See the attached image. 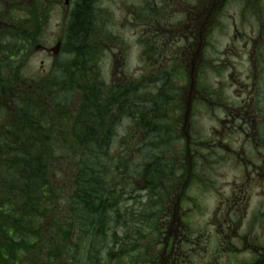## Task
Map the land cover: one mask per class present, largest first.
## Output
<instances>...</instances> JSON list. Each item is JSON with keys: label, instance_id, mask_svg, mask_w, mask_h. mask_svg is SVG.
Masks as SVG:
<instances>
[{"label": "trees", "instance_id": "16d2710c", "mask_svg": "<svg viewBox=\"0 0 264 264\" xmlns=\"http://www.w3.org/2000/svg\"><path fill=\"white\" fill-rule=\"evenodd\" d=\"M113 34L107 11L78 0L48 76L33 90L1 79L20 90L6 95L12 116L0 113V264H135L171 193V170L187 167L169 154L189 144L179 73L107 84L96 40Z\"/></svg>", "mask_w": 264, "mask_h": 264}, {"label": "flooded vegetation", "instance_id": "af4514ba", "mask_svg": "<svg viewBox=\"0 0 264 264\" xmlns=\"http://www.w3.org/2000/svg\"><path fill=\"white\" fill-rule=\"evenodd\" d=\"M180 1L165 0L167 8H144L142 31L136 26L133 31L142 32L141 40L146 38L141 43L142 56L146 57L141 64L140 75L125 78L147 77L170 71L179 73L183 96L178 100L184 111L183 135L187 142L197 143V137L189 129L197 117L192 106L206 108L207 96L212 92L206 82L207 63L211 62V56L202 45L208 44L211 13L217 6L216 12H221L231 0H212L210 3L209 0ZM237 1L243 14L248 13L257 20L259 30L253 38L254 43L250 45L254 69L251 84H242L243 93L239 95V101L233 104L228 103L223 93L218 94L217 99L220 109L222 105L226 107L219 121L222 131L230 130L237 134L235 146L225 144L224 154L220 155L236 163V175L232 181L224 183L223 193H219L217 203L208 215L207 225L194 229V208L201 207L198 198L189 192L194 182L203 180L201 171L207 173V169L201 167V164H206L200 163L198 156L191 163L189 154L181 157L182 162L186 160L187 167L176 169L177 172L171 170L173 181L164 187L171 193L161 199L162 208L154 215L156 229L148 232L150 235L145 239L147 248L135 264H264V0ZM55 2L60 3L61 10H64L66 26L57 36L55 44L49 47L36 32L39 29L43 34L46 32ZM77 2L0 0V113L5 112V120L14 111L10 102L6 103V98L10 100L6 95L19 93L20 88L17 84L5 88L1 79L12 78V82L20 79L23 87L33 90L30 83L36 71L30 68V61L38 50L52 57L47 71L57 65L63 56L70 14ZM179 6H185L180 20ZM113 36L96 40L99 57L106 50L104 58L110 51L116 59L118 54L125 51L123 37L117 33ZM122 42L123 45H120ZM181 59L183 62H179L182 64H176ZM20 60H25L21 67ZM190 81L191 87L187 90ZM230 109L236 114L228 115L231 114ZM3 118L0 116V125H4ZM1 140L0 136V151ZM216 150L213 145L209 152L215 153ZM142 181L146 186L147 180ZM219 185L217 183L214 187ZM145 193L146 196V190Z\"/></svg>", "mask_w": 264, "mask_h": 264}, {"label": "rangeland", "instance_id": "374dc122", "mask_svg": "<svg viewBox=\"0 0 264 264\" xmlns=\"http://www.w3.org/2000/svg\"><path fill=\"white\" fill-rule=\"evenodd\" d=\"M89 1L90 4L95 5L96 9L108 12L114 32L120 34L125 43V51L118 54L116 59L111 56L110 51L107 52L106 58H104L106 50L101 53L99 65L103 69V80L112 85L122 81L126 76L140 75L141 64L146 57L142 56L141 43L145 42L146 38L141 40L140 35H142V32L133 31V29L136 26L142 31V23L145 20L144 8L146 6L151 8L163 6L167 8L168 5L165 6V0ZM210 1L212 0H209V3ZM184 10L185 6H179V20L182 18L181 12ZM216 10L211 13V17L209 14L211 28L207 34L208 44L202 45V48H205L207 54L211 56V62L207 63L206 82L212 91L214 90L216 93L207 96L206 108L192 106V110L197 114V117L194 120L195 124H190L189 127L190 132L198 139L194 146L188 148L189 161L191 163L198 156L200 163L206 164H201V167L207 169V173L201 171L203 180L194 182L189 192L190 195H195L198 198L201 207L200 209L194 208L196 212L194 218H192L194 229H201L207 225L208 215L217 203L219 193H223L224 183L232 181L236 175V163L220 156L224 154L225 144L231 147L235 146L237 134L230 130L222 131L219 121L222 119L223 109L226 107L222 105L223 108L220 109L217 99L218 94L223 93L228 103L233 104L239 101V95L243 93L242 84H251L253 65L250 57L252 46L250 47V45L254 43L253 38L256 37L259 30L257 20L253 19L248 13L243 14L241 4L237 0H231L221 12L220 10L216 12ZM65 21L64 10H61L60 3L55 2L54 10L50 11V22L46 32L43 34L39 29L36 34H39L45 44L51 47L55 44L54 41L61 30L65 28ZM128 23L130 26H128ZM120 45H123V42ZM51 59L52 57L48 56L47 53L36 50L33 59L30 61V68H33L34 72L36 71L35 77H46L49 69L48 63ZM177 61L176 64L180 63L179 61L183 62L182 59ZM175 68H178V66H175ZM9 101L6 98L7 104ZM230 112L231 114H228L230 116L236 114V111L232 109H230ZM128 124L129 122L125 121L118 129V136L113 144L114 153H117L124 144L125 140L122 138L128 132ZM134 139L131 140L132 143L135 141ZM213 145L217 149L215 153L209 152ZM178 148L179 151L175 152L174 149L176 148H173L169 154L181 158L183 153L180 151L179 144ZM197 151H200V153H197ZM183 161L186 164V160ZM217 183H220L218 189L215 188ZM137 184H139V188H145V181H139ZM145 194V191H142L141 195ZM163 196L167 198L169 195ZM145 198L143 197V200Z\"/></svg>", "mask_w": 264, "mask_h": 264}]
</instances>
